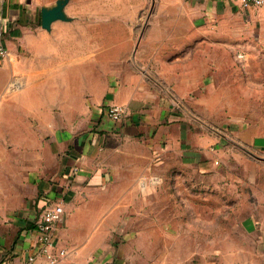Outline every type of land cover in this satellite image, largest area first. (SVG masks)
Masks as SVG:
<instances>
[{
	"label": "crops",
	"instance_id": "obj_1",
	"mask_svg": "<svg viewBox=\"0 0 264 264\" xmlns=\"http://www.w3.org/2000/svg\"><path fill=\"white\" fill-rule=\"evenodd\" d=\"M57 1L0 0L7 47L0 145L15 152L0 156V264L37 252L34 221L63 195L67 217L57 236L67 253L56 264H170L148 261L124 232L127 214L142 208L141 194L157 200V185L146 191L140 179L162 174L182 179L166 194L202 196L165 204L187 212L181 242L192 239L193 226L196 241L211 242L180 264H264V117L246 116L264 113L263 105L253 109L264 99V6L114 0L116 9L96 20L76 11L81 0H69L70 19L45 29L42 8ZM215 8L242 25L205 24L220 17ZM221 50L239 51L223 76ZM109 104L126 107L122 121L101 111ZM74 167L77 175L67 177ZM208 193L211 221L199 213L210 205ZM174 224H163L170 239ZM208 225L212 237L201 239ZM32 264L50 262L38 256Z\"/></svg>",
	"mask_w": 264,
	"mask_h": 264
},
{
	"label": "rangeland",
	"instance_id": "obj_2",
	"mask_svg": "<svg viewBox=\"0 0 264 264\" xmlns=\"http://www.w3.org/2000/svg\"><path fill=\"white\" fill-rule=\"evenodd\" d=\"M117 2L114 0H81L80 2L77 1L76 4V11L83 10L85 12H90L95 14L94 18L96 20H100L101 13L102 12H109L113 11V9H116ZM216 10L219 11L220 17L216 19H206L205 24L208 25H228L232 23V20L235 19L236 24L242 25V23L239 21V19L232 18V17H226L222 16V9L215 8ZM98 17H97V16ZM88 21V20H87ZM77 24V23H75ZM78 24H83V22H79ZM238 50H230V51H224L221 50V55H220V64H221V75L223 76L224 74H228V69L229 66L228 64L232 60H237L238 56ZM236 61V62H237ZM239 63V61H238ZM258 91H261L260 87H257ZM262 102V103H261ZM239 107L245 108L246 106H249L252 109V106L250 103H242V102H237ZM0 104L1 106L4 105V100L0 99ZM260 105H263L264 109V99H261L260 103H254L253 102V109H261ZM239 109V108H238ZM239 116H244V115H239ZM247 117H264V113L260 114H246ZM255 116V117H254ZM213 117L220 122L225 121V115L224 114H214ZM5 130L0 127V138L5 137ZM12 146H1L0 145V156H5L6 155H13L15 153L12 150ZM182 179L178 178L177 180L172 179L170 176L165 177L163 174L160 177H151L149 175L143 177L140 179V187H146V191L148 190V187L150 184H156L155 188L157 187L158 189V194L157 195V200L152 199V194H149L147 192H144V194H141V202H142V208L139 210H134L130 211L126 217L127 219V224L124 229V232L127 237V241L131 240L133 244L136 246V248L139 249V252L145 257H148V261H151L152 259L155 258H160V260L168 262L170 264H180L184 258H181L182 256H185V254L191 255L192 252L197 250L198 244L203 245L205 249L208 248V246L211 244L206 242V241H196L197 236V227L193 226L190 228L191 234H190V240L181 242L179 240V235L181 233V227H180V219L185 217L187 218V212L184 210H181L179 204L178 206H173V209H166L165 204L170 203L169 201L175 203V202H190L196 204L198 201H202L201 197L198 196L195 193V185H196V180L193 179V186L194 189L193 193L186 194V193H172V194H166L165 189L170 186V185H177L180 187L182 185ZM176 182V183H175ZM154 186V185H151ZM183 186V185H182ZM181 186V187H182ZM180 187V188H181ZM183 189V188H182ZM181 189V190H182ZM154 196V195H153ZM205 202H209L210 205L206 206V208H203L202 210L199 211L201 215L205 217L206 221H211L212 218V202L214 201L213 196L210 195L209 193L207 195H204ZM156 201L157 204L154 205L152 202ZM2 200L0 199V203ZM196 212V211H194ZM170 218V219H169ZM173 220L175 223L172 227H169L170 229L173 230V233H175L176 239H170L167 236H165V228H164V221L165 220ZM177 220V222L175 221ZM212 227L208 225L206 227L205 233H199L201 234V239L204 236L205 238L207 237H212ZM191 255V256H192ZM163 256V257H162ZM190 261H194L195 259L190 258Z\"/></svg>",
	"mask_w": 264,
	"mask_h": 264
},
{
	"label": "built area",
	"instance_id": "obj_3",
	"mask_svg": "<svg viewBox=\"0 0 264 264\" xmlns=\"http://www.w3.org/2000/svg\"><path fill=\"white\" fill-rule=\"evenodd\" d=\"M242 10L249 11L264 6V0H236ZM7 54L4 34L0 30V59ZM242 57V55H240ZM101 111L114 122L122 121L127 115V109L124 106L109 104L101 107ZM79 169L71 168L65 175L67 177L76 176ZM67 217L65 195L59 197L55 202L47 205L40 212L34 221L35 231L37 233L38 250L33 255L27 257L20 264H32L38 256L45 257L50 264H56L66 256V249L59 246L57 230L65 223Z\"/></svg>",
	"mask_w": 264,
	"mask_h": 264
},
{
	"label": "water",
	"instance_id": "obj_4",
	"mask_svg": "<svg viewBox=\"0 0 264 264\" xmlns=\"http://www.w3.org/2000/svg\"><path fill=\"white\" fill-rule=\"evenodd\" d=\"M68 1L69 0H58L54 6L42 8L41 24L43 28L49 30L54 21L70 19L65 13V6Z\"/></svg>",
	"mask_w": 264,
	"mask_h": 264
}]
</instances>
